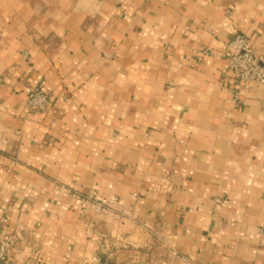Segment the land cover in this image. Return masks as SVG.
Listing matches in <instances>:
<instances>
[{"label": "crops", "instance_id": "crops-1", "mask_svg": "<svg viewBox=\"0 0 264 264\" xmlns=\"http://www.w3.org/2000/svg\"><path fill=\"white\" fill-rule=\"evenodd\" d=\"M236 34L264 55V0H0V264H264V85L230 73Z\"/></svg>", "mask_w": 264, "mask_h": 264}, {"label": "built area", "instance_id": "built-area-1", "mask_svg": "<svg viewBox=\"0 0 264 264\" xmlns=\"http://www.w3.org/2000/svg\"><path fill=\"white\" fill-rule=\"evenodd\" d=\"M229 60V71L238 82H251L264 85V55L257 54L251 46V41L244 34H236L227 45ZM52 94L45 91L41 86L31 90L28 95L27 107L31 113L48 115L52 106ZM72 197L83 199L85 215L88 210L95 214L113 216L120 219L121 215L111 206L100 200L97 192L88 195L71 192ZM83 195V196H82ZM11 244L7 241H0V263L8 259V252ZM92 264H107L100 258L94 257Z\"/></svg>", "mask_w": 264, "mask_h": 264}, {"label": "rangeland", "instance_id": "rangeland-1", "mask_svg": "<svg viewBox=\"0 0 264 264\" xmlns=\"http://www.w3.org/2000/svg\"><path fill=\"white\" fill-rule=\"evenodd\" d=\"M98 258H100V259H101V256H99Z\"/></svg>", "mask_w": 264, "mask_h": 264}]
</instances>
